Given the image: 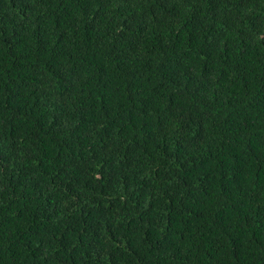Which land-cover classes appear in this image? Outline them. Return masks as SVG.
<instances>
[{"label": "trees", "instance_id": "obj_1", "mask_svg": "<svg viewBox=\"0 0 264 264\" xmlns=\"http://www.w3.org/2000/svg\"><path fill=\"white\" fill-rule=\"evenodd\" d=\"M0 264H264V0H0Z\"/></svg>", "mask_w": 264, "mask_h": 264}]
</instances>
